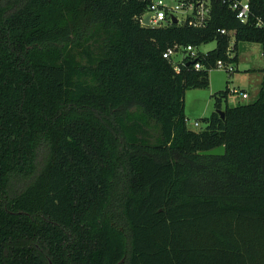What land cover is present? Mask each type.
<instances>
[{
  "label": "trees",
  "instance_id": "16d2710c",
  "mask_svg": "<svg viewBox=\"0 0 264 264\" xmlns=\"http://www.w3.org/2000/svg\"><path fill=\"white\" fill-rule=\"evenodd\" d=\"M248 2L240 22L212 0L194 28L142 26L139 0H0V264H264V80L221 107L226 86L198 131L184 113L227 58L219 29L236 64L241 42L264 55ZM211 41L200 69L161 55Z\"/></svg>",
  "mask_w": 264,
  "mask_h": 264
},
{
  "label": "rangeland",
  "instance_id": "374dc122",
  "mask_svg": "<svg viewBox=\"0 0 264 264\" xmlns=\"http://www.w3.org/2000/svg\"><path fill=\"white\" fill-rule=\"evenodd\" d=\"M173 5V0H161ZM180 17L181 14L177 13ZM216 42L203 43L198 46L202 53L207 52L215 47ZM178 58V57H177ZM238 68L229 74L225 69L214 67L209 70V86L206 88H191L186 90L184 95V113L189 118L187 127L191 130L198 131L205 126L204 118L208 117L215 110V99L218 93L227 86V96L220 99V106H234L238 103L251 101L258 90L256 89L259 82L264 76V55L261 52V46L258 43L241 42L238 47L237 61ZM239 90L244 89L249 93L248 98L243 99L239 95L230 92L232 88ZM129 108V110H131ZM197 121V126L194 125ZM155 132L149 131V135L144 133L140 135L143 139L151 141ZM44 156L39 157L38 166L42 165ZM32 177L15 178L11 184V195L18 193L30 181Z\"/></svg>",
  "mask_w": 264,
  "mask_h": 264
},
{
  "label": "built area",
  "instance_id": "2783aa9c",
  "mask_svg": "<svg viewBox=\"0 0 264 264\" xmlns=\"http://www.w3.org/2000/svg\"><path fill=\"white\" fill-rule=\"evenodd\" d=\"M146 2V8L138 17V21L142 26L162 27L166 24L174 23L172 17L177 19L176 23H186L194 28L203 27L210 18L211 1L212 0H173V5L161 0H139ZM225 4L236 16L240 22H245L250 9L248 0H217ZM177 13H180L179 17ZM148 17V23H144V18ZM259 25V23H258ZM221 34L228 36V45L226 48V59H217L214 67L223 68L229 74L236 69V63L232 60L234 56V31L224 28L218 30ZM203 53L198 50V46L191 44L179 45L173 44L162 52V57L167 60L175 73H178L186 62H190L195 69H200L202 64L198 58ZM178 57V58H177ZM230 92L239 95L241 98H248L246 91L232 88ZM189 118L185 119L187 124ZM197 126V121L193 122Z\"/></svg>",
  "mask_w": 264,
  "mask_h": 264
},
{
  "label": "water",
  "instance_id": "95a60500",
  "mask_svg": "<svg viewBox=\"0 0 264 264\" xmlns=\"http://www.w3.org/2000/svg\"><path fill=\"white\" fill-rule=\"evenodd\" d=\"M172 21L174 23H176L177 19L175 17H172ZM144 23L145 24L148 23V17L144 18ZM189 64H190V62H186V65H189ZM217 112L221 115V117L224 116L223 110L217 109ZM224 151H225V146L219 145V146L214 147L212 149L199 151L198 153L202 154V155H222V154H224Z\"/></svg>",
  "mask_w": 264,
  "mask_h": 264
},
{
  "label": "crops",
  "instance_id": "0c3cea01",
  "mask_svg": "<svg viewBox=\"0 0 264 264\" xmlns=\"http://www.w3.org/2000/svg\"><path fill=\"white\" fill-rule=\"evenodd\" d=\"M239 61L240 60H238L237 61V64H236V69L238 68V63H239ZM263 80H264V76H263V78L261 79V81L259 82V84H258V86H257V88L256 89H259L260 88V86H261V84H262V82H263ZM243 91H245L244 89H242ZM247 92V91H246ZM248 94V96H249V93H247Z\"/></svg>",
  "mask_w": 264,
  "mask_h": 264
}]
</instances>
